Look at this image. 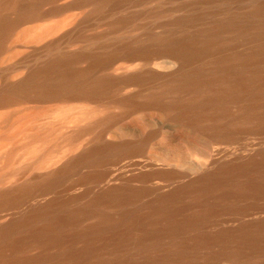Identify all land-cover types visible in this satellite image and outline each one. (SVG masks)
<instances>
[{
    "label": "bare ground",
    "instance_id": "bare-ground-1",
    "mask_svg": "<svg viewBox=\"0 0 264 264\" xmlns=\"http://www.w3.org/2000/svg\"><path fill=\"white\" fill-rule=\"evenodd\" d=\"M0 264H264V0H0Z\"/></svg>",
    "mask_w": 264,
    "mask_h": 264
}]
</instances>
